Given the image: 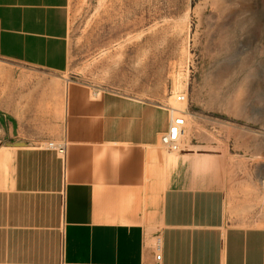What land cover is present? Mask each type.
<instances>
[{"label":"crops","instance_id":"crops-1","mask_svg":"<svg viewBox=\"0 0 264 264\" xmlns=\"http://www.w3.org/2000/svg\"><path fill=\"white\" fill-rule=\"evenodd\" d=\"M69 2L0 0V59L68 71ZM61 100L44 146L0 120V264H264V227L226 221L219 160L189 138L164 153L169 108L68 82Z\"/></svg>","mask_w":264,"mask_h":264},{"label":"rangeland","instance_id":"rangeland-1","mask_svg":"<svg viewBox=\"0 0 264 264\" xmlns=\"http://www.w3.org/2000/svg\"><path fill=\"white\" fill-rule=\"evenodd\" d=\"M68 10L64 74L0 59L3 127L44 146L50 123L63 124L66 82L166 108L185 95L180 142L219 160L227 223L264 227V0H70Z\"/></svg>","mask_w":264,"mask_h":264},{"label":"built area","instance_id":"built-area-1","mask_svg":"<svg viewBox=\"0 0 264 264\" xmlns=\"http://www.w3.org/2000/svg\"><path fill=\"white\" fill-rule=\"evenodd\" d=\"M185 95H179L176 97L178 103L186 102ZM170 111V126L168 131L162 134L160 142L164 148L170 152L180 151V139L184 135L185 119L173 108H169ZM49 149L57 151L59 154H65V147L63 145H56L55 143H49L47 146ZM161 256L157 255L156 260L160 261Z\"/></svg>","mask_w":264,"mask_h":264},{"label":"bare ground","instance_id":"bare-ground-1","mask_svg":"<svg viewBox=\"0 0 264 264\" xmlns=\"http://www.w3.org/2000/svg\"><path fill=\"white\" fill-rule=\"evenodd\" d=\"M98 93V91L97 92H95V94H97ZM174 105H173V109H175L176 111H179L178 113H180L182 116H183V118L185 119V123H187V117L185 116L186 115V112L185 111H183V108H184V103H178L177 101H176V99L174 100ZM184 136V135H183ZM182 136V137H183ZM186 141V140H185ZM185 144L186 143H181L180 142V146H182V149H183V147L184 148H186L185 147ZM190 148V147H189ZM190 149H192V148H190ZM196 149V148H195ZM169 153H177V152H169Z\"/></svg>","mask_w":264,"mask_h":264}]
</instances>
